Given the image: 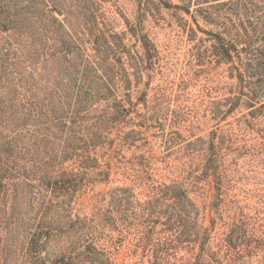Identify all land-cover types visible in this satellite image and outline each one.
<instances>
[{"label": "trees", "instance_id": "1", "mask_svg": "<svg viewBox=\"0 0 264 264\" xmlns=\"http://www.w3.org/2000/svg\"><path fill=\"white\" fill-rule=\"evenodd\" d=\"M98 1L0 0V264H264V0Z\"/></svg>", "mask_w": 264, "mask_h": 264}, {"label": "rangeland", "instance_id": "2", "mask_svg": "<svg viewBox=\"0 0 264 264\" xmlns=\"http://www.w3.org/2000/svg\"><path fill=\"white\" fill-rule=\"evenodd\" d=\"M98 2L99 5L97 6V15L108 24H111L113 22H120L123 12L126 11V13L128 14L130 11V5L126 0H101ZM101 18L99 20H101ZM151 31L155 36V40L160 49H163L167 56L172 60L169 68L175 67L176 63H178L176 65L177 67H179V63L183 60L182 52L186 47L185 38L181 35H178L175 29L170 30L169 28L160 29L159 27H155L151 29ZM262 223L264 225V222ZM121 259L122 256L120 260ZM253 264H258V262H254Z\"/></svg>", "mask_w": 264, "mask_h": 264}]
</instances>
